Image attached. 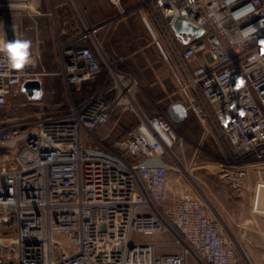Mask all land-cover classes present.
<instances>
[{
    "label": "built area",
    "instance_id": "1",
    "mask_svg": "<svg viewBox=\"0 0 264 264\" xmlns=\"http://www.w3.org/2000/svg\"><path fill=\"white\" fill-rule=\"evenodd\" d=\"M108 2L124 12L122 0ZM142 2L165 32L177 16L201 30L187 43L190 34L173 37L174 54L188 68L186 77L174 75L186 110L202 125L215 122L225 141L220 165L243 176L250 161L264 160V0ZM249 4L254 11L234 20ZM5 17L0 45L23 40L20 15L10 23ZM97 29L56 30L55 72L35 71L37 52L21 70L0 52V108L20 96L40 108L0 119V146L12 151L0 165V264H249L199 197L170 196L171 146L184 120L174 122L167 108L141 109L137 76L122 56L100 47ZM46 74L61 80L62 100L50 101L55 90L45 88ZM28 80L38 81V99L22 90ZM118 108L132 111L136 123L103 145L106 153L91 140L102 144L97 132Z\"/></svg>",
    "mask_w": 264,
    "mask_h": 264
},
{
    "label": "rangeland",
    "instance_id": "2",
    "mask_svg": "<svg viewBox=\"0 0 264 264\" xmlns=\"http://www.w3.org/2000/svg\"><path fill=\"white\" fill-rule=\"evenodd\" d=\"M26 3L24 0H0V13H5V20L9 23L12 15H20L22 38L31 41L30 54L37 52L40 55L36 72L44 69L50 73L59 69L56 30L59 32L67 26L77 24L78 14L92 23H106L108 28H112L120 18L106 0H31L28 6ZM144 7L142 0H128L126 10L129 13ZM112 46L124 58L125 66L138 78L135 98L141 109L155 108L156 113L164 111L172 102L185 101L174 70L158 51L155 52L150 47L141 56H136L140 57L138 62L141 70L138 71L135 69H138V65H134L135 56H124L126 48L115 42ZM41 77L46 89L52 87L55 90L50 101L62 100V83L59 77L53 74ZM12 103L0 108V119L9 121L40 111L38 105L24 104L23 96L18 98L17 104ZM135 123L136 117L132 111L118 108L109 122L97 132L98 137L104 138L100 142L102 144L94 140L91 143L109 153L110 150L103 145L111 146ZM177 132L176 142L171 146L175 168L169 175L170 196L199 197L207 211L219 219L224 233L237 252L249 264H264V160L250 161L244 167L245 173L241 177L234 174L231 167L221 166L220 163H224V158L227 157V145L219 136L215 122L208 120L202 125L191 110L187 111V116L178 126ZM11 152L0 146V165L8 162ZM156 237L168 238L165 234Z\"/></svg>",
    "mask_w": 264,
    "mask_h": 264
},
{
    "label": "crops",
    "instance_id": "3",
    "mask_svg": "<svg viewBox=\"0 0 264 264\" xmlns=\"http://www.w3.org/2000/svg\"><path fill=\"white\" fill-rule=\"evenodd\" d=\"M106 2L111 5L108 0H106ZM127 2L128 0H122V6L124 8L123 13H119L117 9L113 5H111L115 11V15L120 17L116 20L112 28H108L106 23L89 22L85 20L83 16H80V14H78L77 24L73 26H67L63 29V31H65V34H70L75 30V28L81 29L86 25H97L98 29L96 32V37L98 39L100 47L106 53L118 55L117 51L112 45L113 42L119 44V46L126 48L124 56H135L134 65H138V69L137 67L135 69L140 71L141 69L138 62V58L140 57L136 58V56H141L148 48L151 47L155 52L158 51L161 56H163V51L166 55V58H164L163 56V59L167 61L172 69L175 72H178L181 77H186L188 68L185 67L174 54L173 46L175 45V42L174 44L171 43L173 42V37L175 36L174 32L172 30H168L167 32H165L159 25L157 18L150 12L146 11V8L141 10H132L128 13V10H126ZM142 17H145L148 24L152 26L151 29L153 34H151L147 29V26ZM122 28L125 29L122 30ZM168 37L171 39V41ZM86 43L89 44V41H86ZM129 43H132V45H129ZM157 43H159L162 51L159 49ZM176 46H178V44H176ZM181 103L185 105L186 101H181ZM154 109L149 110L148 108H146L143 109V111L146 114L151 115L155 113Z\"/></svg>",
    "mask_w": 264,
    "mask_h": 264
},
{
    "label": "water",
    "instance_id": "4",
    "mask_svg": "<svg viewBox=\"0 0 264 264\" xmlns=\"http://www.w3.org/2000/svg\"><path fill=\"white\" fill-rule=\"evenodd\" d=\"M171 29L175 35H179L180 33L190 34V36L186 38L185 43L201 33L199 28L190 24L181 16L174 18L171 23ZM22 90L25 91L31 99H38L40 97V87L36 80L26 81L22 86ZM167 112L170 118L176 123H181L187 116V110L181 102L170 103L167 106Z\"/></svg>",
    "mask_w": 264,
    "mask_h": 264
},
{
    "label": "clouds",
    "instance_id": "5",
    "mask_svg": "<svg viewBox=\"0 0 264 264\" xmlns=\"http://www.w3.org/2000/svg\"><path fill=\"white\" fill-rule=\"evenodd\" d=\"M234 3L235 0H224L225 6L233 5ZM253 11L254 8L251 4L245 5L242 8L233 12V19L240 21ZM30 48V40H15L0 45V52L3 53L6 62L11 66V68L21 70L31 62V56L29 51Z\"/></svg>",
    "mask_w": 264,
    "mask_h": 264
},
{
    "label": "bare ground",
    "instance_id": "6",
    "mask_svg": "<svg viewBox=\"0 0 264 264\" xmlns=\"http://www.w3.org/2000/svg\"><path fill=\"white\" fill-rule=\"evenodd\" d=\"M5 1V0H4ZM31 1V0H30ZM37 2V1H36ZM3 4V3H2ZM17 4V3H16ZM21 4V3H20ZM28 3H26V5H27ZM1 5V4H0ZM4 5V4H3ZM25 5V6H26ZM28 6V5H27ZM32 7V6H31ZM14 9V8H13ZM31 9V8H30ZM152 25V24H151ZM152 27V26H151ZM156 31V30H155ZM157 33V32H156ZM155 34V33H154ZM180 168V167H179ZM181 174V173H180ZM188 175V174H187ZM179 177V176H178ZM180 182V181H179ZM195 188V187H194Z\"/></svg>",
    "mask_w": 264,
    "mask_h": 264
}]
</instances>
